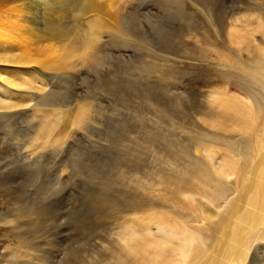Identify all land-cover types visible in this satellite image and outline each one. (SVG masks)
Listing matches in <instances>:
<instances>
[{
  "label": "rangeland",
  "instance_id": "1",
  "mask_svg": "<svg viewBox=\"0 0 264 264\" xmlns=\"http://www.w3.org/2000/svg\"><path fill=\"white\" fill-rule=\"evenodd\" d=\"M102 1L110 3L117 19L136 15L134 24L124 27L128 36L106 29L100 33L97 46L105 61L73 56L59 69L35 65L45 80L43 92L29 90L28 107L0 109V264H91L92 251L98 261L106 257L100 264L107 258L106 264H188L212 247L232 206L243 203L240 177L251 166L264 104L259 102V108L252 102L239 65L254 56L264 58V35L255 30L262 23L257 17L249 16L245 23L237 18L256 13L264 0H217L214 11H173L177 30L172 41L161 39L172 34L154 29L158 17L168 16L157 11V0ZM80 9L78 3L72 11ZM5 12L0 11V23L8 26L5 21L12 18L2 17ZM87 16H68L63 25L85 34ZM102 18L109 21L106 14ZM246 23L252 34L244 33L240 43L237 31ZM31 47L33 54L53 63L52 56L45 59L47 49ZM103 79L110 80L109 86H103ZM128 81L140 83L144 92L126 96ZM9 91L0 83V103L23 94ZM81 102L87 103L82 126L65 123L62 139L37 141L41 119L75 113ZM112 145L123 157L113 161L108 173L89 176L88 167L83 171L73 165L78 153L95 160ZM107 188L112 190L105 196ZM195 196L217 217L202 213ZM159 225L168 235L160 233L165 232ZM131 232L152 243L158 237L170 241L157 240L164 247L151 243L159 244L156 252L150 246L153 250L138 254L122 239ZM94 235L109 243L104 242L100 255V247L92 250L89 244ZM248 240L246 257L227 264H264V222Z\"/></svg>",
  "mask_w": 264,
  "mask_h": 264
},
{
  "label": "bare ground",
  "instance_id": "2",
  "mask_svg": "<svg viewBox=\"0 0 264 264\" xmlns=\"http://www.w3.org/2000/svg\"><path fill=\"white\" fill-rule=\"evenodd\" d=\"M78 3L81 4V9L79 11H72V8H76ZM143 4L144 3H141L140 6ZM155 5L157 7V11H164V13L168 16L166 18L158 17L156 19L157 26H154V29H157L160 35L172 34V37L161 38L163 39L162 41H166V39H168V41H172L176 34L177 27L174 23L177 18H175V14L173 11H190L188 8H193V10L195 9V11H214L215 8L218 7L217 0H157L155 2ZM0 11H11L10 14L8 12L3 13L2 17L5 14H9L8 17L12 18H9L10 20L8 21H5L6 18H3L5 22H9L7 23L9 24L8 26L5 25V23L3 24V22L0 23V83L4 85L8 89V91L10 90L11 92L15 93L23 92V94L14 95V99L8 100V103L5 101L3 103H0V109L3 110H12L16 109L18 105H27V101L30 98L32 99V97L29 98V93H27L29 92V90H35L38 93L44 90L45 80H43L44 78L42 79L41 75L38 74V71L33 68L35 65L41 66L46 71L54 70L58 68V65L60 63L64 62L68 58L71 59V57L73 56L78 58H87L89 62L101 64L105 61V56L100 54L99 48L97 46V41L101 36L100 33L103 32L104 29H106L109 34L114 36L121 37L125 34L128 36V33L126 32L124 27L130 28L136 21V15L134 14V12H131L127 16H123L121 19L120 17H118L117 19V16L115 14L110 13V3H105L102 0H0ZM34 11H38V15ZM129 11H136V9L132 10L131 8ZM255 12L256 13L251 14H245V12H243L241 14L242 16L236 18L241 23H245V21H248L250 19L249 16L257 17L262 21V23L257 24L255 30L262 31L264 35V4L260 5L259 7L256 6ZM103 14H106L109 18L108 22L103 20ZM87 15H89L90 18ZM68 16H72V19L74 18V16L79 17V19L81 17L85 18L86 16L89 18L85 34H80L77 26L76 29H69L67 28L68 26L66 27L63 25L65 23L64 19ZM77 17L76 20H78ZM249 28L250 25L248 23L244 25L242 24L241 28H238L239 32L237 31L238 34H236L239 37L236 36V38L238 37L237 40L239 39L240 43L243 41L244 36L247 35V33L252 34V30ZM244 33L246 34L244 35ZM146 35L148 36L151 43L157 44V39L155 37L149 34ZM262 40L264 41V37H262ZM34 44H40V46L47 49L48 54L45 55V59L52 56L53 63H48L46 62L47 60L44 61L37 54H33L31 46H33ZM246 62L245 60H241V65L239 66L243 68L242 71L245 72V76L249 82L248 84H250L249 88L247 89H250V91L248 90V92L250 97L252 98V102L254 103V105L260 108L262 103L264 104V58H255L254 56V59L250 60V62ZM102 83L104 87L109 86L110 80L103 79ZM116 87L112 86L111 89L115 90ZM123 87H125L123 93L126 94V96L130 91H138L142 93L144 92V89L140 90L142 88L140 83L135 84L128 81ZM151 88L152 86L146 87V92H150ZM118 92H122L120 90V87L118 89ZM126 96L121 97L120 99L125 102L124 98H126ZM28 102H30V100ZM259 102H261V105H259ZM86 105L87 103L81 102L80 105H77L80 107H78L79 110L77 109V112L75 113L73 112L74 110L76 111V109L74 108V110L70 111V113L68 114V110L63 111V113H61V111L60 113L63 116L62 118L59 114H56L54 116L48 115L49 117L45 116L43 119H41V123L39 126L40 128L35 134V138L37 139V141H58L61 138L60 134L62 133V130L60 129L62 127L65 128V123H69L71 125L73 124V126L76 125L77 127L82 126L86 119ZM56 131L57 133H55ZM111 136H113L112 133L108 137L111 139ZM253 144L254 146L252 148L251 166L242 174V176L240 177L241 183L239 182L241 184L240 186L242 188V191H244L243 203L239 205L237 202L236 205L234 204L232 206L228 215H226L225 219L222 221L220 237L218 236V239L214 242L212 247H208L200 256L197 257L196 260H191L188 264H227L232 261L234 262V257L236 259H244L246 257V254L248 252L247 240L250 233L257 226L260 227L264 222V119L257 130L254 132ZM92 157L90 154H87L85 152H81L80 154L78 153L75 157H73V165H75L77 169H82L83 171L84 168L88 167L89 176L95 173L98 175L106 174L109 170H111L113 161L114 163H118L123 156L118 152V149H116V147L112 145L111 147L108 146L107 149L104 150V153L99 159L96 158L94 160ZM110 190L112 189L107 188L103 191V193H105V196H108V192ZM125 194V191H120L119 193L120 196H125ZM192 200H194L193 202L202 209V213L209 216L210 218L217 217V214L214 212V210H212V208H210L203 201V199L195 196ZM112 224H115V222H112ZM156 228L158 229L159 227ZM162 228L163 231L167 230L165 229L166 227ZM160 229L161 228L158 229L159 232L162 230ZM164 232L165 233L161 231L160 233L166 234V232L169 231ZM110 234L111 233H109V235ZM136 234L137 233H135L134 235V233L132 232L131 234L127 233V236L122 238L123 242L126 239V242L124 243L126 244V247L129 248L130 252L134 251L140 254L142 251L152 248L150 246H154L151 245L152 241H148L149 239L145 240L147 238L141 240L140 237L137 238V240L135 236H139L140 234ZM166 235H168V233ZM158 238H156V240L152 239L154 244L159 242L164 243L163 241H165V237L164 239L162 237ZM89 240V244L92 245V250H94V248L100 247V250L96 249L99 255L102 253L101 247H103L104 242L108 243L107 241H105L104 237L96 235H94ZM157 240L159 242H157ZM166 241H168V239H166ZM166 241L165 243H167ZM181 241L182 240H180L179 242ZM125 244H123V246ZM159 244H156V247ZM90 245L88 246L90 247ZM159 246L162 245L160 244ZM183 246L181 248H183ZM126 247L124 246L125 249ZM156 247H153L154 252H156ZM153 248L151 250H153ZM158 249H156L157 252ZM179 249L177 247V250ZM99 251L101 253H99ZM180 251L181 252L179 253H182V250ZM83 252L85 253L86 250L84 249ZM92 252L90 254L87 252L86 254H93L92 256L97 260L96 256L98 255ZM182 255L184 254L182 253ZM93 257L90 258V261L91 259L93 260V262L91 261V264L94 263ZM99 257L100 256H98V258ZM105 258H103L102 256L103 260L100 258V261L97 260L99 263H95L100 264L102 261H104ZM107 260L105 261L108 262ZM106 262L104 263L106 264Z\"/></svg>",
  "mask_w": 264,
  "mask_h": 264
}]
</instances>
